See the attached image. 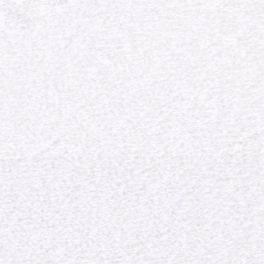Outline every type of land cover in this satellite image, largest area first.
Wrapping results in <instances>:
<instances>
[{"label": "snow or ice", "instance_id": "6c2138e0", "mask_svg": "<svg viewBox=\"0 0 264 264\" xmlns=\"http://www.w3.org/2000/svg\"><path fill=\"white\" fill-rule=\"evenodd\" d=\"M0 264H264V0H0Z\"/></svg>", "mask_w": 264, "mask_h": 264}]
</instances>
